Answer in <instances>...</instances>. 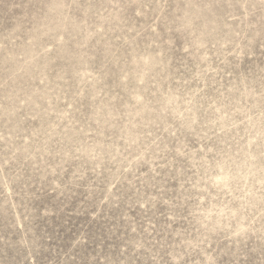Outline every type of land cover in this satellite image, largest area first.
Listing matches in <instances>:
<instances>
[{
	"label": "rangeland",
	"instance_id": "374dc122",
	"mask_svg": "<svg viewBox=\"0 0 264 264\" xmlns=\"http://www.w3.org/2000/svg\"><path fill=\"white\" fill-rule=\"evenodd\" d=\"M0 264H264V0H0Z\"/></svg>",
	"mask_w": 264,
	"mask_h": 264
}]
</instances>
